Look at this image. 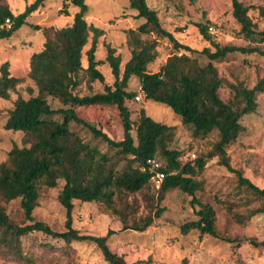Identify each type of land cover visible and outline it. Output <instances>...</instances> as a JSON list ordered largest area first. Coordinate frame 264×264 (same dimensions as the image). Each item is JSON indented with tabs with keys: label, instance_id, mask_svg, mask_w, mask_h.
Returning <instances> with one entry per match:
<instances>
[{
	"label": "trees",
	"instance_id": "16d2710c",
	"mask_svg": "<svg viewBox=\"0 0 264 264\" xmlns=\"http://www.w3.org/2000/svg\"><path fill=\"white\" fill-rule=\"evenodd\" d=\"M4 1L0 0L1 39H9L22 26L29 24L40 30L45 40L43 47L33 52L29 59V76L38 92L29 98L18 97L13 107L8 109L4 123L7 130L22 131L25 144L13 146L6 160L0 162V250L22 254L23 238L33 232H42L68 243H95L108 263L127 264L124 256L109 246L110 237L116 233L114 229H109L105 235H93L83 234L74 227V200L96 201L105 212L120 217L122 229L143 232L162 216L165 207L161 206V202L172 189L188 194L192 197V205H198L195 209L197 218L180 225L181 235L197 231L201 236L209 234L218 237L216 211L212 203L202 202L196 196V192L204 188L198 176L214 157L235 172L238 189L245 192V204L249 205L252 201L258 204L242 213L233 203L218 201L224 203L240 224L264 214V187L232 167L228 153V147L238 140L244 128L242 118L257 110L258 95L264 92V79L252 87L241 80L227 83L231 95L224 99L220 90L225 81L215 64L236 52L264 56V48L261 47L264 44V29L256 28L249 15V6L241 0H232L233 16L240 24V33L248 40V45H221L209 31V26L198 22L195 25L200 34L210 42V46L198 51L181 43L173 32L165 28L158 11L150 7L147 0H128L130 8L137 12L136 16L144 21L136 29L128 30L131 56L123 67L121 55L114 47L106 45L105 60L115 78L109 84L105 83V75L98 68L103 61L96 57L98 40L104 29L87 21L89 5L86 0H65L59 10L61 14H69V3L76 6L77 11L71 22L62 27L31 23V16L43 8L46 0H35L18 13ZM259 12L264 16V0ZM152 33L159 38H168L177 50H184L171 55L156 72H150L148 65L158 57V39L141 38V35ZM91 36V44L85 50ZM195 52L204 54L208 61L202 64L198 55H192ZM84 55L86 65L83 63ZM82 72L88 83H105L103 91L77 94L75 90L84 80ZM133 77L138 79L139 90L146 101L171 107L181 122L191 128L194 136L205 138L217 130L218 138L213 148L193 161H182L184 151L168 147L174 126L155 119L144 107L137 119H133L127 101L140 97L129 89ZM21 81L11 73L9 61L0 62V99H9ZM49 96L59 99L63 106L53 107ZM91 105L116 107L123 126L121 140L113 139L81 115L79 108ZM74 125L86 127L94 138L104 141L110 150L114 149L115 154L128 158L125 165L118 166L113 155L86 140L74 129ZM153 157L161 161L160 169L165 172V178L159 184L156 195L148 197L151 211L129 223L127 218L137 204L136 196L155 183L154 173L147 165V159ZM59 179H63L64 184L58 199L66 210V229L62 231L53 229L44 221L35 220L33 216L43 187H56ZM18 198L29 223H17L2 205ZM247 240L253 247L264 250V239L249 237ZM179 264H188L186 258Z\"/></svg>",
	"mask_w": 264,
	"mask_h": 264
},
{
	"label": "rangeland",
	"instance_id": "374dc122",
	"mask_svg": "<svg viewBox=\"0 0 264 264\" xmlns=\"http://www.w3.org/2000/svg\"><path fill=\"white\" fill-rule=\"evenodd\" d=\"M35 0H5L11 9L18 13ZM250 7L249 15L257 29H264V16L260 15L259 7L263 0H241ZM65 0H46L43 8L31 16V23L54 25L62 27L69 24L77 7L68 4V15L61 14L60 8ZM89 10L86 19L102 29L99 37L96 57L103 63L99 69L105 75V83L112 84L115 80L108 62H106L107 47L109 44L121 55L122 67L131 56V47L128 44V30L136 29L144 20L136 16V11L129 6L128 0H86ZM150 7L156 9L162 25L173 32L181 42L198 51L210 46L200 34L198 22L206 23L215 40L221 45L232 44L237 46L248 45L240 33V24L232 13V0H147ZM158 39V57L148 65L150 72H156L167 59L184 50H177L168 38H159L156 34L141 35V38ZM44 36L40 30H35L29 24L22 26L9 39L0 38V62L9 61L10 71L22 79L17 89L9 99H0V162L6 160L8 152L13 146H23L25 137L22 131L7 130L4 123L8 109L12 108L18 97L29 98L36 95L38 90L35 82L30 78L29 59L33 52L43 47ZM92 36L85 50L91 44ZM264 48V44L261 45ZM84 50V51H85ZM190 53V52H189ZM198 55L202 64L208 60L204 54ZM86 65V56L83 59ZM225 85L220 93L224 99L231 95L227 83L238 80L245 82L249 87L264 79V56L259 53L236 52L222 61L215 62ZM82 84L75 90L79 95L101 92L104 84L99 81L88 83L85 73ZM129 89L135 91L140 98L127 101L131 109L132 118L137 119L139 111L144 107L148 114L168 125L174 126L173 135L168 142L170 149L184 151L182 161H193L200 155H206L218 138L217 130H213L207 137L193 135L191 128L181 122V118L171 107L152 100H145L139 90L138 79L133 77ZM53 107L63 106L62 102L48 97ZM83 117L97 127L106 131L115 140L123 138V126L115 106H97L79 108ZM243 130L238 140L228 147L232 167L239 169L255 184L264 187V92L258 95V107L253 113L245 115L242 120ZM74 129L99 149L113 155L118 166H123L128 158L115 154L101 139L93 137L86 127L74 125ZM133 134L135 132L133 131ZM195 155V156H194ZM204 188L196 192L202 202L212 203L216 211V227L218 237L192 231L183 236L180 225L197 218L192 205L191 196L179 189L170 190L161 202L165 207L162 216L155 220L147 230L140 232L132 228L122 229L123 222L118 215L105 212L96 201L74 200L73 225L83 234L105 235L109 229L116 231L109 239L110 248L119 255H123L127 264H179L186 258L188 264H264V250L253 247L249 237L264 239V214L252 217L245 224L238 223L225 208L223 202H231L239 212H245L258 202L252 201L249 205L244 202L245 192H240L237 186V176L219 162L218 157L207 162L204 172L198 176ZM64 184L58 180L56 187H43L42 196L34 209L35 220L49 224L55 230H65L66 210L58 199L59 191ZM157 184L136 196L137 204L127 218L129 223L133 219L142 217L151 211V202L148 197L156 195ZM218 199L223 202H219ZM9 216L17 223H29L25 219L20 199L9 203H2ZM0 264H110L99 247L89 241L65 242L42 232H33L22 240V254L0 250Z\"/></svg>",
	"mask_w": 264,
	"mask_h": 264
},
{
	"label": "built area",
	"instance_id": "2783aa9c",
	"mask_svg": "<svg viewBox=\"0 0 264 264\" xmlns=\"http://www.w3.org/2000/svg\"><path fill=\"white\" fill-rule=\"evenodd\" d=\"M136 98L139 99L140 97H136ZM147 165H148L149 169L151 170V172L154 173L155 183L157 184V186H159V184L165 178V172L160 169L161 168V161L158 160L157 158H154V157L148 158L147 159Z\"/></svg>",
	"mask_w": 264,
	"mask_h": 264
}]
</instances>
